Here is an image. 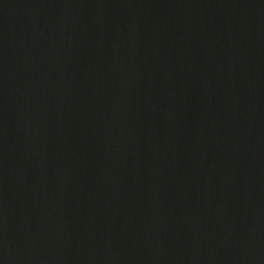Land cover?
Segmentation results:
<instances>
[{
    "label": "water",
    "instance_id": "1",
    "mask_svg": "<svg viewBox=\"0 0 264 264\" xmlns=\"http://www.w3.org/2000/svg\"><path fill=\"white\" fill-rule=\"evenodd\" d=\"M0 264H264V0H0Z\"/></svg>",
    "mask_w": 264,
    "mask_h": 264
}]
</instances>
